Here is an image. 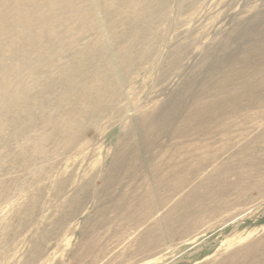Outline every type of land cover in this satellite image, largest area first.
Wrapping results in <instances>:
<instances>
[{
    "label": "rangeland",
    "instance_id": "1",
    "mask_svg": "<svg viewBox=\"0 0 264 264\" xmlns=\"http://www.w3.org/2000/svg\"><path fill=\"white\" fill-rule=\"evenodd\" d=\"M114 1L73 0L69 9L68 4L69 19L58 27L53 43L42 44L44 61L38 68L40 90L54 85L42 101L63 110L71 98L61 101L64 80H73L78 88L84 85L82 77L90 79L101 71L113 95L104 100V109L96 105L89 110L82 99L72 97L70 105L80 113L74 120L80 125L65 137L55 133L54 139L44 141V155L28 151L27 163H22V148L32 143L35 127L27 124L29 138L20 137L21 121L2 134L0 264H228L225 257L240 258L247 246L264 240V198L255 189V202L245 204L233 203L232 192L221 182L210 190L201 188L199 180L181 188L175 184L183 176L190 179L195 169L197 178L220 169L223 181L234 180L226 176L225 167L245 141L242 124L263 122L264 109L229 116L235 136L220 134L209 140L193 136L200 130L194 123L173 121L172 105L187 89L201 90L207 73L225 68L232 59L243 72L234 86L264 89V0H146L147 10L126 11L124 0ZM75 3L82 18L71 12ZM134 36L146 40L130 48ZM31 81L26 75L24 83ZM211 100L204 95L199 103ZM50 111L34 110V120ZM148 114L172 118L161 129L152 125L149 133L143 127ZM198 142L211 145L212 159L204 168L197 164L206 156L192 151ZM234 159H241L240 154ZM240 171L239 176H246ZM194 191L223 197L218 209L212 208L221 211L198 216L200 209L194 207L186 212L184 205H190ZM148 192L157 198H147ZM194 217L201 219L197 227L181 234L179 222L192 224ZM161 218L166 219V232L177 234L167 241L159 232ZM151 238L162 244L145 245Z\"/></svg>",
    "mask_w": 264,
    "mask_h": 264
},
{
    "label": "bare ground",
    "instance_id": "2",
    "mask_svg": "<svg viewBox=\"0 0 264 264\" xmlns=\"http://www.w3.org/2000/svg\"><path fill=\"white\" fill-rule=\"evenodd\" d=\"M9 1L10 0H0V111L2 110L4 112L3 116H0V140L2 134L9 132L12 129V126L18 125L20 121L22 128L20 131V137L24 138L29 136L26 134V126L28 123H31L32 127H35V131L29 136L31 137L32 143L29 144L30 146H24L22 148V151L24 152V159L22 160V163H27L28 158L26 154L28 151H31L34 156L40 155V153L41 155H44V152L41 148L44 141H51L54 139L56 137V135H54L55 133L60 137H65L68 135L69 130L74 128L76 124L77 126L80 125L75 123L74 120L75 117L80 113L73 106L71 107L70 103L72 97L78 98L79 100L82 99L84 106H86L89 110L96 107V105H99L100 109L103 110L104 100L108 98V96L113 95L107 92L103 75L101 71H98L90 79H88V75L82 77L80 80L84 85L78 88H75L73 80H68L69 78L64 80L65 93L62 95L63 98L61 101L65 103L69 99V96L71 97L70 101L66 104V109H60L59 106H54L52 103L46 106V102L42 100L45 99L46 95L49 94L51 90H53L54 85L50 82L48 85H46L45 89L40 90L39 88L40 83L38 68H40L44 61L42 44L44 42L53 43L52 39H54L55 34L57 33L56 30L59 26L65 24V21L69 19V17H66V11L69 9V7L71 8L73 6V0ZM115 1L121 2V0ZM76 4L77 3H75L71 12L73 13V16L82 18L84 14L81 12V8L77 7ZM124 4L127 6V8L124 7L125 11L127 9L136 7L138 9L139 7H143L145 10H147V6L149 5L146 0H124ZM67 5L68 9L66 7ZM60 20L62 21L60 22ZM134 25L138 33L140 25L139 23ZM145 40L138 38V36H134L131 40L130 48L133 46L135 47V43L137 41ZM129 56L130 55L128 54L123 56L125 65L128 62L127 60L129 59ZM4 59H9L13 63L10 65H5L3 62ZM114 59L116 58L114 57ZM37 63H39V65H37ZM95 67L96 64H93V69ZM84 68H88V66L86 65ZM207 74L206 81L203 79L205 83L201 85V90L195 91V87L193 89H187L186 92H183L179 97H177L175 102L172 104L174 106L173 109H175L173 113V121L184 122L187 124L194 123L195 126L200 128V130L197 132V134H193V136H197L199 139L209 138L210 140V138L220 134H223L226 139H231L235 136V133L232 129V124L230 121L231 118L229 116L236 115L241 110H253L255 107L264 109V89L257 87L234 86L235 81L241 80L243 77V72L238 68V64L235 59H232L225 68H216ZM26 75H29L32 78V81L28 86L24 83ZM214 80L216 81L213 82ZM197 83H200V80ZM196 87L198 88V86ZM204 95L212 96V100L209 103H199ZM46 108H49L52 111L48 112L43 119L34 120V110L45 111ZM227 109L230 111H227ZM218 110H222L221 112L224 111L225 113L221 114L220 112L219 114H215ZM25 114L27 115V119L24 118ZM83 115L84 114H81L80 117L82 118ZM169 118H172V114L164 115L162 117L148 114L146 115L143 127L149 133L153 132L152 125L155 127L159 126L161 129L160 126L165 125V119ZM43 126L44 129H48V132L43 130V132L40 133V127ZM218 128H220L222 131H219ZM242 129L243 131L241 133L244 134L245 141L243 140L244 143L239 149L240 153L234 152L230 156V161H225L227 163V166L225 167V170H227L226 176L228 175V177H235L234 180L223 181V179L219 177L220 169H214L215 174L209 173L206 177L204 176L205 178H197V176H199L197 175V171L199 169H195L190 172V179L186 178L185 176L178 178L175 182L177 187L181 188L187 182L199 180L201 188L205 187L210 190L211 187H214L215 183L221 182L224 184L222 185V188L225 186L226 190H228L230 193L232 192L231 198L234 199L233 203L244 202L247 204L251 202L252 204L255 202L251 197L252 189H255L259 195V199L263 200L264 121L255 124V122L246 120L242 124ZM200 144L201 143L198 142L197 145H194L192 151L202 152V154L206 156V161H201L197 164L199 168H204L205 164H209L212 159L209 156L212 154L211 145L201 146ZM226 146L229 149H234L230 143ZM238 154H240L241 159L235 160L234 158ZM172 168L174 167L172 166ZM240 170L245 171L244 175L246 174V176H243V178L242 175H238ZM160 184L162 185L163 181ZM147 198L156 199L157 196L155 193L150 194V192H148ZM221 198L223 197H218L215 195L209 196L208 194L202 196V193L194 191L189 197L190 205H184V210L187 212L192 208L197 207L200 209L198 211V216H207V214L217 215L221 210L218 212V210L212 208L218 209V206L222 203ZM227 199L230 198L227 197ZM183 201L177 204L176 208L181 206ZM207 201L212 202L207 204ZM229 203L230 202L227 203V201L225 202L227 205L226 208H230L228 206ZM209 209H212V211ZM145 214H147V212H145ZM191 218L192 217H190V219ZM197 218L198 217L193 218L194 221L192 224L188 221L179 222L181 224L180 233L184 234L193 231L195 227H197L198 221H201L200 218ZM181 219L182 218H178L179 221H181ZM165 221V218H161L160 223L162 225L159 232H162L163 235L161 239L167 241L171 234H177L176 232H166V224L164 223ZM144 244L151 247L155 245H161L162 242H157V239L151 238V241L148 244L146 241ZM192 248L193 247H190L189 249ZM223 261L224 263L228 264H264V240L259 245L251 244L247 246L240 258H237L236 254H232L228 257H225Z\"/></svg>",
    "mask_w": 264,
    "mask_h": 264
}]
</instances>
